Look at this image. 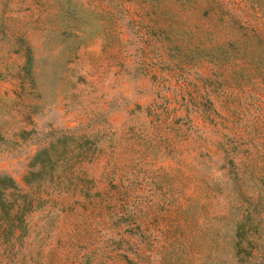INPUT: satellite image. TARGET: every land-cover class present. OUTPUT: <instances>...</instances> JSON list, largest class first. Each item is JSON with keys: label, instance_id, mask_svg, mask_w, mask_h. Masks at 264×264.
<instances>
[{"label": "rangeland", "instance_id": "1", "mask_svg": "<svg viewBox=\"0 0 264 264\" xmlns=\"http://www.w3.org/2000/svg\"><path fill=\"white\" fill-rule=\"evenodd\" d=\"M0 174V264H264V0H0Z\"/></svg>", "mask_w": 264, "mask_h": 264}, {"label": "trees", "instance_id": "2", "mask_svg": "<svg viewBox=\"0 0 264 264\" xmlns=\"http://www.w3.org/2000/svg\"><path fill=\"white\" fill-rule=\"evenodd\" d=\"M45 154L47 155V151L46 149H42L38 152H36L33 157L31 158V161L29 163L30 167L35 166L36 164H38V169H33V170H29L26 175L24 176V182L28 183L31 180H33L35 177H37L40 174V169L43 168V162H41L40 157ZM49 159H47L48 161ZM49 172L52 171V167H48ZM16 185L14 183V181L7 175L4 174H0V218L2 219V217L5 219V221H7L8 219V215H9V210L12 208L13 204L12 202L2 199V195H4L6 192L8 193L9 190H15Z\"/></svg>", "mask_w": 264, "mask_h": 264}]
</instances>
